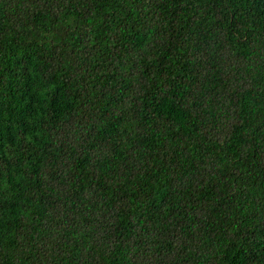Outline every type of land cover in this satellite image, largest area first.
Segmentation results:
<instances>
[{"label": "trees", "instance_id": "1", "mask_svg": "<svg viewBox=\"0 0 264 264\" xmlns=\"http://www.w3.org/2000/svg\"><path fill=\"white\" fill-rule=\"evenodd\" d=\"M0 264H264V0H0Z\"/></svg>", "mask_w": 264, "mask_h": 264}]
</instances>
